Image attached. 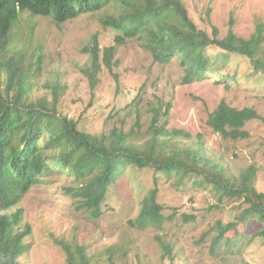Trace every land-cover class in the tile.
Segmentation results:
<instances>
[{
    "label": "rangeland",
    "instance_id": "obj_1",
    "mask_svg": "<svg viewBox=\"0 0 264 264\" xmlns=\"http://www.w3.org/2000/svg\"><path fill=\"white\" fill-rule=\"evenodd\" d=\"M182 1L200 29L212 34V26H216L221 38L230 29L250 38L259 25L264 26V0ZM117 9V3L110 4L61 25L48 16L33 17L32 22L24 19L18 40L27 48L25 60L38 53L43 60L39 77L32 78L36 90L42 92L46 84L61 82L67 87L59 90L57 108L62 116L74 119L80 129L90 133L122 127L137 138L150 126L149 108L171 102L170 128L201 135L208 149L224 156L235 173L255 165L256 188L264 192V73L255 72L246 57L232 53L221 62L219 74L211 72L184 83L185 70L178 61L158 62L140 39H131L118 47L119 84L104 70L93 90L81 71L90 61L82 48L97 32L102 47L114 43L116 31L105 28L101 18ZM262 50L264 53V41ZM139 88L141 99L132 103ZM223 99L237 108L253 107L263 117L246 123L248 138H224L208 125L210 113ZM73 179L66 171L44 173L20 200L18 208L32 228L31 248L22 258L24 263L67 264L55 242V238L65 237L88 246L92 264H111L109 256L114 264H264V239L255 236L262 226L257 220L239 223L214 251L217 222L235 220L244 205L228 197L220 201V192L201 177L127 166L110 187L100 219L79 208L76 198L64 190L74 184ZM155 181L167 220L160 228L155 224L142 228L137 220L141 202ZM166 243L171 246L170 253Z\"/></svg>",
    "mask_w": 264,
    "mask_h": 264
},
{
    "label": "trees",
    "instance_id": "obj_2",
    "mask_svg": "<svg viewBox=\"0 0 264 264\" xmlns=\"http://www.w3.org/2000/svg\"><path fill=\"white\" fill-rule=\"evenodd\" d=\"M115 3L118 9L101 18L105 28L116 31L114 43L102 47L97 32L82 48L90 61L81 71L93 90L104 70L119 84L118 47L131 39H140L158 62L178 61L185 70L184 83L203 79L211 72L219 74L221 62L232 53L246 57L255 72L264 73L263 25L250 38L238 36L233 29L221 38L216 26H212V34L200 29L182 0H0V264H27L22 258L30 251L32 228L18 204L50 171H66L74 177V184L64 186V190L93 219L103 216L108 191L127 166L154 168L167 175H196L220 192V201L228 197L244 205L235 220L217 222L212 241L215 252L241 222L257 220L262 226L255 236L264 239V192L256 188L257 167L250 165L235 173L224 156L208 149L201 135L170 128L171 102H158L149 108L150 126L137 138L122 127L90 133L80 129L74 119L62 116L57 108L59 90L67 87L61 82L46 84L42 92L36 90L32 78L39 77L43 60L39 53L25 60L27 48L18 40L24 19L32 22L33 17L48 16L61 25ZM140 88L132 103L141 97ZM140 116L139 112L137 125ZM258 118L263 119L255 108H237L223 99L207 123L222 137L237 140L249 137L244 127ZM158 194L155 181L141 202L140 227L155 224L160 228L167 220ZM55 242L66 255L67 264H92L85 244L65 237L55 238ZM165 245L170 253L171 246ZM109 260L114 264L111 256Z\"/></svg>",
    "mask_w": 264,
    "mask_h": 264
}]
</instances>
